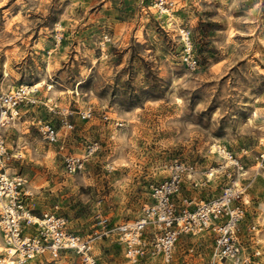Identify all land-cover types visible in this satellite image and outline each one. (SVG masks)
<instances>
[{"label": "rangeland", "instance_id": "obj_1", "mask_svg": "<svg viewBox=\"0 0 264 264\" xmlns=\"http://www.w3.org/2000/svg\"><path fill=\"white\" fill-rule=\"evenodd\" d=\"M154 1L0 0V91L37 86L35 101L21 103L2 128L20 156L6 171L27 179L34 214L64 216L70 230L93 238L100 263L127 264L120 243L95 233L96 215L138 217L174 158L197 169L183 195L217 197L225 175L203 183L202 171L223 162L213 152L222 144L245 170L240 242L248 264H264V0H174L169 13ZM182 30L194 67L184 60ZM86 107L92 115L82 119ZM66 110L73 128L62 137ZM39 123L60 140L46 141ZM68 153L87 155L80 171L65 170ZM212 248L208 233L182 234L169 264H208ZM4 249L0 237V257ZM21 264L84 262L62 251Z\"/></svg>", "mask_w": 264, "mask_h": 264}, {"label": "built area", "instance_id": "obj_2", "mask_svg": "<svg viewBox=\"0 0 264 264\" xmlns=\"http://www.w3.org/2000/svg\"><path fill=\"white\" fill-rule=\"evenodd\" d=\"M174 0H155L161 13H169ZM184 43V60L194 67L197 60L190 54L189 32L181 31ZM37 87L19 85L5 92L0 91V237L5 244V254L0 264H21L39 255L48 254L57 258L62 251L78 255L84 264H102L93 254V238H85L70 230L64 216L49 211L34 214L27 204L31 191L22 175H10L6 167L12 159L20 157L7 149L2 128L17 115V107L25 101H35ZM12 109H16L15 114ZM72 110L63 114L62 137L73 128L67 118ZM82 119L91 117V107L78 111ZM107 118L106 115H103ZM39 130L49 143H56L61 133L50 123H39ZM213 152L223 159L216 166L202 171L203 183L217 177L220 172L226 183L219 195L207 201L195 202L183 195L181 189L186 179H194L197 169L194 164L174 158L164 163L165 178L150 186V202L143 205L140 215L133 220L111 223L109 218L97 214L100 230L97 236L114 238L123 246L127 264H146L158 261L169 264L173 249L180 235L208 233L213 239V248L208 264H248L250 255L240 242L237 225L248 202L247 183L243 182L245 170L242 162L224 145L214 144ZM87 155L65 154L63 165L67 172L82 169Z\"/></svg>", "mask_w": 264, "mask_h": 264}, {"label": "bare ground", "instance_id": "obj_3", "mask_svg": "<svg viewBox=\"0 0 264 264\" xmlns=\"http://www.w3.org/2000/svg\"><path fill=\"white\" fill-rule=\"evenodd\" d=\"M33 87H37V86L34 84ZM15 112H16V109H12V113L15 114Z\"/></svg>", "mask_w": 264, "mask_h": 264}, {"label": "crops", "instance_id": "obj_4", "mask_svg": "<svg viewBox=\"0 0 264 264\" xmlns=\"http://www.w3.org/2000/svg\"><path fill=\"white\" fill-rule=\"evenodd\" d=\"M185 184V181H184V183H183V185ZM183 187V186H182Z\"/></svg>", "mask_w": 264, "mask_h": 264}]
</instances>
